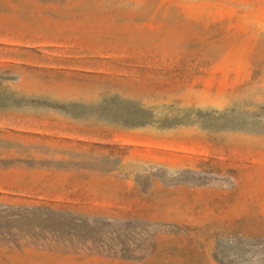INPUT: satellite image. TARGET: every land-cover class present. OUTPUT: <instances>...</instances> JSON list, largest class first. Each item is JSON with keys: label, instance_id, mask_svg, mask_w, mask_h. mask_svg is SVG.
<instances>
[{"label": "rangeland", "instance_id": "rangeland-1", "mask_svg": "<svg viewBox=\"0 0 264 264\" xmlns=\"http://www.w3.org/2000/svg\"><path fill=\"white\" fill-rule=\"evenodd\" d=\"M0 264H264V0H0Z\"/></svg>", "mask_w": 264, "mask_h": 264}]
</instances>
